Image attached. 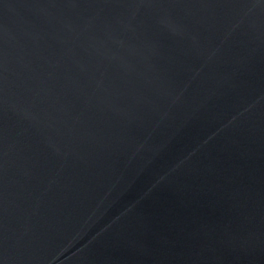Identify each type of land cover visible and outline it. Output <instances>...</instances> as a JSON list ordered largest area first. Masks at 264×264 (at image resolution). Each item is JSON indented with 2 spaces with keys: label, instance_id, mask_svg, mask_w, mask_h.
Listing matches in <instances>:
<instances>
[{
  "label": "water",
  "instance_id": "water-1",
  "mask_svg": "<svg viewBox=\"0 0 264 264\" xmlns=\"http://www.w3.org/2000/svg\"><path fill=\"white\" fill-rule=\"evenodd\" d=\"M0 264H264V0H0Z\"/></svg>",
  "mask_w": 264,
  "mask_h": 264
}]
</instances>
